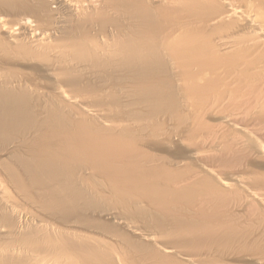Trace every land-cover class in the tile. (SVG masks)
Instances as JSON below:
<instances>
[{
	"label": "bare ground",
	"instance_id": "bare-ground-1",
	"mask_svg": "<svg viewBox=\"0 0 264 264\" xmlns=\"http://www.w3.org/2000/svg\"><path fill=\"white\" fill-rule=\"evenodd\" d=\"M263 134L264 0H0V264H264Z\"/></svg>",
	"mask_w": 264,
	"mask_h": 264
},
{
	"label": "rangeland",
	"instance_id": "rangeland-1",
	"mask_svg": "<svg viewBox=\"0 0 264 264\" xmlns=\"http://www.w3.org/2000/svg\"><path fill=\"white\" fill-rule=\"evenodd\" d=\"M219 135V134H218ZM228 135L230 136V134L229 133H224V135L222 134V135H220L219 137H217V138H212V139H215V140H213V143H212V150L213 151H218V149H219V147H218V142H219V140H224L226 137H228ZM264 135V134H263ZM210 140V139H209ZM210 142V141H209ZM246 150H248V149H246ZM235 154H236V156L237 157H243V155L245 156L246 154V151L245 150H242V149H237V150H232ZM245 159H248L247 157H245L244 158V160ZM219 163H222L221 161H219V162H215V160L213 161V162H208V163H206L207 164V166L209 167V168H211V169H228V167L226 166V167H224V168H222L223 166H221ZM262 164H259V163H256V162H249L248 163V166H250L253 170H261V169H263V167L261 166Z\"/></svg>",
	"mask_w": 264,
	"mask_h": 264
}]
</instances>
